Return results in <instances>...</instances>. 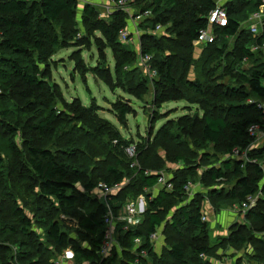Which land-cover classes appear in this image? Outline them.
<instances>
[{"label": "trees", "instance_id": "trees-1", "mask_svg": "<svg viewBox=\"0 0 264 264\" xmlns=\"http://www.w3.org/2000/svg\"><path fill=\"white\" fill-rule=\"evenodd\" d=\"M77 4L78 0H0V167L6 173L9 169L8 164L15 171L14 164L19 160L23 171L16 176L23 181H35L34 187H30L34 200H38L52 212L50 216L44 215L41 220L36 219L37 223H43L45 226L46 243H43L41 241L44 239L34 234V220L30 214L13 203L9 210L13 225L4 223L1 225L0 239L5 235L9 237L21 234L23 231L27 240L31 242L18 254L19 245H13L11 248L2 246L0 249L3 248L4 254L9 256L3 258L4 261L0 264H32L31 260L35 261V264H42L43 255L48 264H57L61 253L69 248L73 250L75 257L78 256L80 260L90 264H114L116 258H119L118 254L131 255L129 261L131 264H149L151 260L152 264H188L187 247L183 242L166 245L167 252L161 256L155 252L150 242L151 235L164 225L173 202H179V207L169 222L171 230L178 233L181 229L193 228L204 233L208 227L202 220L200 207L197 208L198 205L191 202L187 203V187L196 176V171L190 164L186 170L190 168L191 172H180L172 176L171 192L161 190L156 195L152 194V197L148 193L157 187L158 174L161 172L156 166L148 164L150 154L155 152L156 146L166 148V161H172L171 158H174L175 162L188 163L185 155L179 157L180 152L174 150L172 142L175 141V135L172 131H168L167 128L160 129L151 144L147 142L135 144L136 155L129 160L127 166L123 160L125 155H128L123 145L126 142H123L116 132L115 137L118 139L110 142L111 150L106 147L99 150L103 153L108 151L107 155L114 153L117 161L114 166H108L99 174L91 172L82 174L76 167L70 165L72 155L64 161L59 151L55 152L47 145L39 146L46 138L48 141L52 140L59 131L55 127L60 115L56 99L51 96L48 87V76L51 58L61 49L68 47V43L67 35L57 34L54 26L63 20L74 21ZM261 6L262 0L228 2L226 8L229 25L216 29L215 42L207 45L201 61L197 64H194L193 60L194 43L200 31L207 26V16L215 7V0H154L145 7V10H141L152 12V17L145 20L147 28L155 29L158 25H170L169 40L174 44L173 47L164 49L158 43L155 46H145L142 51V55L152 57L150 65L157 73L152 81L155 105L160 107L172 101H187L200 105L203 111L201 117L198 115L196 118L190 116L180 118L176 128L180 130L181 136H185L186 141L187 139L192 141L196 147L194 151L202 149V144L206 143L213 145L216 153L226 156L221 166L211 167L204 174L215 183L223 181L227 174L237 177V188L232 191L231 200L240 204L257 196L258 193L261 194L260 200L264 201V182L260 184L263 176L261 167L255 165L256 177L249 178L245 176L243 161L235 158L236 152L241 153L254 146L256 138L249 132L253 125H258L264 132V108L260 102L251 99L253 97L264 100V64L257 63V56L264 52V23L258 37L242 29V25L251 15L260 13ZM96 10L92 4L85 5L84 26L105 36L116 56V75L123 74L129 81L134 71L132 69L138 63L139 54L136 55L134 51L128 49L118 38L119 31L127 27V14L122 10L117 11L109 16L112 22L108 23L105 19L98 18L99 13L97 14ZM75 26L67 27L70 40L81 36L78 29H74ZM241 35L247 41V45L238 44L233 53L228 51L227 40L240 38ZM220 42L223 43L219 44ZM217 60L226 62L224 72L235 75L233 79L235 85L232 81L226 86L217 87L210 82L216 73L207 68ZM248 61H252L253 66L249 70L242 69ZM181 66L187 70L196 66L198 76L195 79H187L185 75L180 74ZM204 70L209 79L199 77L203 75ZM141 75L140 73L137 75L139 79H142ZM142 87L141 83H136L129 88V94L142 99L144 93L140 94L138 91ZM46 93L48 97H45ZM187 94H191L193 98ZM12 95L24 96L27 99L25 107H19L11 102ZM132 111L131 106L127 104L120 105L116 110L121 122L127 121ZM185 120L191 122L190 127L179 125ZM74 129L76 128L73 127ZM73 130H70L73 133L69 134L64 131L69 136L64 146L71 151H82L85 163L92 164L87 156L94 158L97 148L94 146V149L89 147L85 149L78 141L74 143L76 138L83 139L84 135H75ZM30 134L32 137L29 140L24 139L21 144L18 143V138L22 136L26 138ZM197 134H200V139L197 138ZM132 145L134 144L127 146ZM262 149L254 147L250 150L257 163L264 160V155L260 152ZM205 152H209L207 148ZM212 157L208 153L203 154V159L210 160ZM135 162H139V165ZM102 184L108 187L125 184L115 196L105 198L109 205L112 202H119L116 204L118 210H114L116 216L128 200L137 199L142 195L147 202L145 217L140 225L126 229L124 223H117L116 237L120 249H114L106 258L102 256L101 249L108 208L105 202L92 194ZM78 185L83 187V193ZM216 191L220 190H212V193L208 194L212 198L218 197L220 194ZM29 193L21 194L18 191L16 195L25 200ZM198 196L202 197L203 193ZM5 197L11 198L12 202L16 199L7 195ZM31 208L34 212L38 210L37 205ZM79 208L83 210V214H80L82 221L79 223L80 229L77 228L76 231L78 238L75 236L74 239L64 227L65 217H60L59 213L78 211ZM255 208L248 213L250 220L255 224H264V214L254 211ZM15 222H18L17 225H14ZM79 237L84 241L81 242ZM137 238L142 240L140 247L135 246L134 240ZM84 242L87 247H83ZM248 242L246 237L235 234L230 241L240 248L246 246ZM217 247H209L204 241V244L194 252L197 264H213L209 258L221 256L219 253L216 254ZM143 250L146 251V256L140 255Z\"/></svg>", "mask_w": 264, "mask_h": 264}, {"label": "rangeland", "instance_id": "rangeland-1", "mask_svg": "<svg viewBox=\"0 0 264 264\" xmlns=\"http://www.w3.org/2000/svg\"><path fill=\"white\" fill-rule=\"evenodd\" d=\"M153 1L154 0H131V3L124 9L127 14L126 28L131 32V40L129 44H126V47L131 51H134L136 55L142 53L145 46H155L160 43L164 49H167L174 45L173 43H170L169 40L170 33L168 28L170 25H161V30L157 31L156 28L151 29V27H148V29L145 26V16L137 18L139 14L145 15V12H142L141 10H145V7H148L149 3L151 4ZM104 2V0H78L74 21L63 20L61 23L54 26L57 34L62 36L65 34L67 35L66 39L68 43V47L61 49L51 58L48 76V87L51 96L56 99L57 110L60 115V120L55 127L59 131L57 132V136H53L52 140L50 139L48 141V138H46L41 141L39 146L43 147L47 145L48 147H52L53 151H59V153H62V157H64L62 159L64 161H67V157L69 156L70 158L72 155V161L69 159L70 165L76 167L82 174L87 172L99 174L108 166H114L117 161L114 153L107 155L108 151L103 153L99 150L105 147L108 150H111L110 142L118 139L115 137L116 132L121 137L120 139L123 142H126L123 145L128 155H125L123 160L124 165L127 166L128 163H130L129 160L136 155V152H134L133 156L128 153V148L130 146L128 147L127 145L140 144L141 142L151 144L153 138L158 135L159 130L167 128L168 131H172L175 135V141L172 142L174 144V150L180 152L179 157L185 155L188 163L185 161L179 163L175 162L176 159L174 158H171L173 162L170 160L166 161V148L158 145L155 147V152L150 154L151 158L149 159L148 164L159 168L161 171L160 173L165 174L168 178H172L173 175H177L180 172L187 171L188 164H190L191 168H194L196 176L189 184L187 190V203L191 202L194 205H198L197 208L200 207L199 211H201L202 216L203 213L206 212L207 216H205V222L208 227L204 233L193 228H184L178 233L171 230L169 222L179 207V202H173L169 207V213L165 217L164 225L157 231V240L154 246L155 252L161 256L167 252L165 249L166 245H171L178 241L183 242L187 247V263L197 264V259H195L196 253L194 252L204 244V241H206V244H208L209 247L218 246L216 248L217 255L218 253L222 254V256L218 255V257L212 256L209 258L210 261L212 260L215 264L217 262L219 264H264V224H255L248 216V213L254 209L255 206L256 208L254 211L264 214V201L260 200L261 194L258 193L248 206H244L237 202L233 203L231 200V194L232 191L237 188V177L233 174H227L223 181L217 183L205 177V171L211 167L221 166L222 162L226 159V156L221 153H216L214 146L206 143L202 144V149L194 151V148L196 147H194L192 141L189 139L186 141L185 136H181L180 130H177L178 127L176 128V124H178L180 118L185 116L196 118L198 115L201 117L203 111L199 104H190L187 101H172L164 103L160 107L156 106L154 103L153 80L145 71V67L140 66L139 64H136V66L133 67L132 70L134 71L131 74L132 78H130L129 81L126 80L123 74H121V76L116 75V56L109 47L110 43L102 33L87 28L83 23V11L86 4H92L96 7L97 14L99 13V19H105L106 22L111 23L112 21L109 18L108 12L105 7H102ZM260 14L261 17H258L254 22L251 23V21L249 22L248 20L244 23L242 29L247 32L249 31L250 35V27L252 26L257 27L259 28V31H262L263 25H260V22L264 21V7L262 6L260 7ZM70 22L72 23L70 24ZM70 25L73 27L76 25L74 29H78V32L81 34L80 37L73 40L69 39L67 27ZM221 43L223 42H220L219 44ZM227 44L228 51L233 53L236 45H247V41H245L241 35L240 38L236 37L228 39ZM206 47L207 46L205 45H197L194 43V64L201 61V57L203 56ZM257 60V63L264 64V52L257 56ZM252 63V61L246 62L242 69L249 70L253 66ZM225 65L226 62H223V60H217L207 68L212 69L216 73L213 81L210 80L213 86L223 87L233 81L235 75L224 72ZM197 71L196 66H192L188 70L182 66L180 68V74L185 75L187 79H195L196 76H198ZM139 73L142 74V79L138 78L137 75ZM122 77L124 80H122ZM199 77L201 79H209L205 70L203 75ZM126 81L129 83L128 85ZM136 83H141L143 85L142 89L138 90L140 91V94L144 93L142 99H138L129 94V88ZM233 83L235 85V80ZM187 95L188 97L193 98L191 94ZM45 97H48L47 93ZM251 99L260 102L262 106H264V100L253 97H251ZM10 100L19 107H25L27 102V99L21 95H12ZM123 104L130 105L133 111L131 115L128 116L127 121L121 122L116 110ZM190 124L191 122L188 123V120H185L179 125H181V127H190ZM73 127L76 129L73 130ZM70 130H73L75 135H84L83 139L76 138L74 143H77L78 141V143L82 145V148L85 147V149H87V147H89V149H94V146L97 148L94 158H90L86 155L92 164L85 163L82 151H71V149L64 146V143L69 139V136L64 133V131L68 132V134L73 133L70 132ZM78 131H81V133H78ZM30 137H32L31 134L26 138H23L22 136V138H18L17 141L21 144L24 139L29 140ZM197 138L200 139V134H197ZM254 147H262L263 149L260 152L261 155H264V134L259 136V139L251 149ZM206 148L209 152H205ZM250 150L235 155V158L236 160L243 161L245 164V176H248L249 178L256 177L254 174L255 165H259L263 171L260 183L262 184L264 182V160H260L257 163L256 159L250 153ZM204 153L213 156L212 159H203ZM250 155H252V157ZM213 162L214 164H211ZM135 163L139 165V162ZM248 164H250V166ZM14 165L16 167L15 171L7 164L9 167L6 172L7 174L4 172L5 170L0 167V229L3 223L13 225L11 224L9 210L13 206V203H16L20 208L22 207V209H25V211L30 214L34 220V234L41 237L42 240L44 239L41 242L46 243L45 226L43 223H37L36 219L41 220L44 215L48 214V216H50L52 212H49L47 206H43L38 200H34L30 187H34L35 181H23L16 176L23 171L20 166V161L17 160ZM189 171L190 168L187 172ZM78 187L83 193V187L80 185H78ZM159 188L160 187L156 189ZM156 189L153 190V192H148L151 197L152 194L156 192ZM36 190L37 189H35V191ZM212 190H220L219 192L216 191L220 195L212 198L211 195H209L212 193ZM18 191H20L21 194L30 193L25 196V200H23L21 196L16 195ZM200 193H203L202 197L198 196ZM92 194L105 202L107 206L108 203L106 202L102 191L95 190ZM6 195L13 197L14 199L16 198L15 201L12 202L11 198L8 199L5 197ZM142 197L144 196L141 195L137 199L128 200L123 209L128 204H135L139 209L140 217L143 221L146 210L141 211ZM117 203L119 202L110 203V209L112 210L113 215H116L114 210H118L116 207ZM35 205H37L38 209L35 211L36 214L31 208ZM123 209L118 211L117 218H114V222L122 220L124 214ZM80 214H83L82 208H79L78 211L59 213L60 217H65L66 226L64 227L68 229L72 238L75 236L78 238L76 231L78 230L77 228L80 229L79 223L82 221V216L80 217ZM16 223L18 222H15L14 225H17ZM18 231L21 232V230ZM24 233L25 232L22 231L21 234H11L12 236L9 237L8 235H5L3 239H0V248L2 246L11 248L13 245H19L20 249L17 252L18 254L21 249H25L23 248L24 246L29 245L31 242V240H27ZM233 234L246 237L249 241L248 244L240 248V246L230 243ZM79 240L81 242L84 241L80 237ZM114 242L115 239H109L108 246ZM116 245H118V240L116 241ZM83 247H87L86 242L83 243ZM0 250L1 263L4 261L3 258L8 257L9 254H4L5 250L3 248ZM61 254L62 255L59 256L61 264H90L86 261L83 262L78 256L75 257L71 248ZM43 256L42 264H48L49 262L45 260ZM118 257L119 258H116L114 264H131L129 263L131 255L127 256L118 254ZM31 261L33 262L32 264H35V261ZM39 262H41V260H39ZM152 263L153 261L151 260L149 264Z\"/></svg>", "mask_w": 264, "mask_h": 264}, {"label": "built area", "instance_id": "built-area-1", "mask_svg": "<svg viewBox=\"0 0 264 264\" xmlns=\"http://www.w3.org/2000/svg\"><path fill=\"white\" fill-rule=\"evenodd\" d=\"M104 1L105 2L102 7H105L109 16H111L113 13L120 11V10L126 11L124 9L127 7L128 4L131 3V0H104ZM230 1L231 0H215V7L209 12L207 16V26L200 31V33L198 34V39L196 40L195 44L207 46L208 44L214 43L216 40V29L225 28L229 25V16H228L226 5ZM262 2H263L262 7H264V0H262ZM144 16L146 20L152 17V12L146 11L145 15L139 14L137 18H141ZM258 17H261L260 13L251 15V17L249 18V22L250 21L251 23L254 22ZM263 23L264 21L263 22L261 21L260 25L261 24L263 25ZM161 28L162 26L158 25L156 27V30L160 31ZM250 31L254 37L260 36L262 32V31H259V28L255 26L250 27ZM118 38L122 44L124 45L129 44L131 40V32L129 31L128 28H123L119 31ZM151 60H152L151 56L142 55V53H140L138 55L137 64H139L140 66H144L145 71L148 73V75L153 80L157 76V73L155 70L151 68V65H150ZM0 93H1V89H0ZM249 132L253 137L256 138V140L259 139V136L264 134V132L260 130L258 125H253L250 128ZM135 149H136L135 145H132L131 147L128 148V153L131 156H133L134 152H136ZM236 154L238 155L240 154V152H236ZM158 178L159 180H158L157 187H160L162 190H166L167 192H171L173 190V184L170 181L171 178L166 177V175L162 173L158 174ZM128 182L129 181H126V183ZM125 184H119L114 187H108L107 185L102 184L96 190H99L100 192L102 191L104 193V198H106L108 196L116 195V193L120 192V190L125 186ZM188 187H187V190H188ZM254 197L249 198L247 202L242 203V204L244 206H248ZM141 204H142L141 211L147 210V202H146L145 197H142ZM107 208H108V212H107V215L105 216L106 231H105L104 241H103V245L101 249V254L104 258L110 256L114 249L119 248L118 247L119 245H116V241H117L116 226L118 222L124 223L126 229L130 227H136L142 223L139 209L135 204H131V205L128 204L124 209L122 208L124 210L122 220L121 221L119 220L116 222H114V218H117V216L113 215L112 210L110 209V205L107 204ZM203 217L204 218H202V220L205 222L206 221L205 215H203ZM156 236H157V232L152 234L150 237V242L152 243L153 246H155V243L157 240ZM109 239L111 240L115 239V242L112 243L110 246H108ZM134 243L136 247H140V245L142 244V240L140 238H137L134 240ZM140 255L146 256L147 253L146 251L143 250L141 251ZM57 264H61V262L58 261Z\"/></svg>", "mask_w": 264, "mask_h": 264}, {"label": "crops", "instance_id": "crops-1", "mask_svg": "<svg viewBox=\"0 0 264 264\" xmlns=\"http://www.w3.org/2000/svg\"><path fill=\"white\" fill-rule=\"evenodd\" d=\"M156 188H158V187H156ZM156 188H155V189H156ZM155 189H154V190H155ZM161 190H162L161 188L156 189V192H155L154 194L160 192ZM203 215L207 216V215H206V212H204ZM202 217H203V216H202ZM219 254H220V253H219ZM221 256H222V254H221ZM211 261H212V260H211ZM212 262H213V261H212ZM213 264H215V263H213ZM216 264H219V263L217 262Z\"/></svg>", "mask_w": 264, "mask_h": 264}, {"label": "bare ground", "instance_id": "bare-ground-1", "mask_svg": "<svg viewBox=\"0 0 264 264\" xmlns=\"http://www.w3.org/2000/svg\"><path fill=\"white\" fill-rule=\"evenodd\" d=\"M125 12V11H124ZM264 108V107H263ZM257 141V140H256ZM256 141H255V143H256Z\"/></svg>", "mask_w": 264, "mask_h": 264}]
</instances>
